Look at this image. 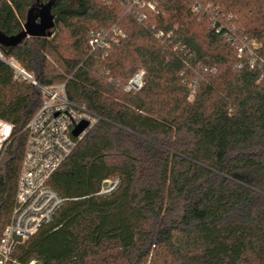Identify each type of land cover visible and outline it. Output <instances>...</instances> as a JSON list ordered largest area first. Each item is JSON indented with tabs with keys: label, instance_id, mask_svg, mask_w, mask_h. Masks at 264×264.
Returning <instances> with one entry per match:
<instances>
[{
	"label": "trees",
	"instance_id": "1",
	"mask_svg": "<svg viewBox=\"0 0 264 264\" xmlns=\"http://www.w3.org/2000/svg\"><path fill=\"white\" fill-rule=\"evenodd\" d=\"M48 1L0 0V30L17 33ZM52 1L50 37L0 45V121L10 126L0 240L41 105L7 61L42 86L64 84L99 120L49 179L61 208L8 264H264V0H156L128 12L129 0ZM112 27L121 35L91 51L90 32ZM140 70L141 88L124 91ZM112 178L118 186L100 194Z\"/></svg>",
	"mask_w": 264,
	"mask_h": 264
},
{
	"label": "built area",
	"instance_id": "2",
	"mask_svg": "<svg viewBox=\"0 0 264 264\" xmlns=\"http://www.w3.org/2000/svg\"><path fill=\"white\" fill-rule=\"evenodd\" d=\"M155 1L129 0L126 12L135 6L153 9ZM193 12H198L197 6L193 7ZM143 18L144 16H141L139 19ZM119 35H121L120 30L114 27L109 30H93L90 32L88 45L93 52L96 50L106 52L110 43ZM0 59H3L1 51ZM7 64L13 70L14 79L27 80L39 89L41 105L25 126L26 138L14 203L9 222L0 240V264H8L14 246L31 237L42 225L49 223L61 208L64 199L49 185V179L69 157L77 141L99 120L98 116L85 107L69 101L64 84L42 86L15 61L9 60ZM254 64L255 61L251 59L250 67ZM142 79L143 71L140 70L133 74L123 90L126 92L139 90ZM82 121H86L88 125L74 138L71 131ZM9 131L8 125L4 131L5 136H8ZM104 182L106 187L101 188L100 194L112 192L119 183L117 178ZM14 236L20 237V241H15ZM29 264L41 263L33 260Z\"/></svg>",
	"mask_w": 264,
	"mask_h": 264
},
{
	"label": "water",
	"instance_id": "3",
	"mask_svg": "<svg viewBox=\"0 0 264 264\" xmlns=\"http://www.w3.org/2000/svg\"><path fill=\"white\" fill-rule=\"evenodd\" d=\"M53 1L49 0L41 6H31L25 16V20L21 26V29L13 34L6 35L0 30V45L4 47H12L20 44L25 38L28 37H50L52 35V29L54 27L53 14L51 13ZM88 123L82 121L77 124L71 131V135L76 138L84 129ZM106 187V183L102 184V188ZM15 241H20V237L14 236Z\"/></svg>",
	"mask_w": 264,
	"mask_h": 264
},
{
	"label": "rangeland",
	"instance_id": "4",
	"mask_svg": "<svg viewBox=\"0 0 264 264\" xmlns=\"http://www.w3.org/2000/svg\"><path fill=\"white\" fill-rule=\"evenodd\" d=\"M249 45V42H247ZM251 44V43H250ZM5 125L3 122L0 121V147L4 144V140L6 139L7 136H5L4 131H5Z\"/></svg>",
	"mask_w": 264,
	"mask_h": 264
},
{
	"label": "crops",
	"instance_id": "5",
	"mask_svg": "<svg viewBox=\"0 0 264 264\" xmlns=\"http://www.w3.org/2000/svg\"><path fill=\"white\" fill-rule=\"evenodd\" d=\"M4 125H5V127H8V125L7 124H5V123H3Z\"/></svg>",
	"mask_w": 264,
	"mask_h": 264
}]
</instances>
